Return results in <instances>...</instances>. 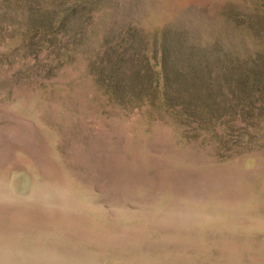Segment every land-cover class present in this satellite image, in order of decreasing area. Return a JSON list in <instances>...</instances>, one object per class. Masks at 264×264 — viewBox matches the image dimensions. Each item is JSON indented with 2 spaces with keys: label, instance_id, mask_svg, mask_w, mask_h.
Masks as SVG:
<instances>
[{
  "label": "rangeland",
  "instance_id": "1",
  "mask_svg": "<svg viewBox=\"0 0 264 264\" xmlns=\"http://www.w3.org/2000/svg\"><path fill=\"white\" fill-rule=\"evenodd\" d=\"M0 264H264V0H0Z\"/></svg>",
  "mask_w": 264,
  "mask_h": 264
},
{
  "label": "bare ground",
  "instance_id": "2",
  "mask_svg": "<svg viewBox=\"0 0 264 264\" xmlns=\"http://www.w3.org/2000/svg\"><path fill=\"white\" fill-rule=\"evenodd\" d=\"M59 200V199H58ZM135 262V261H134Z\"/></svg>",
  "mask_w": 264,
  "mask_h": 264
}]
</instances>
